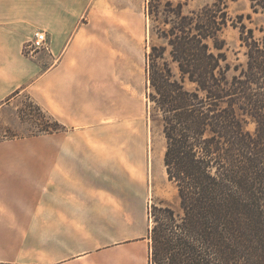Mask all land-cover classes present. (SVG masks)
<instances>
[{
    "label": "crops",
    "instance_id": "0c3cea01",
    "mask_svg": "<svg viewBox=\"0 0 264 264\" xmlns=\"http://www.w3.org/2000/svg\"><path fill=\"white\" fill-rule=\"evenodd\" d=\"M145 4L0 0V110L26 93L66 127L0 140V264H152L148 217L130 223L132 114L117 78ZM37 29L49 49L28 57ZM100 232L111 237L84 236Z\"/></svg>",
    "mask_w": 264,
    "mask_h": 264
},
{
    "label": "trees",
    "instance_id": "16d2710c",
    "mask_svg": "<svg viewBox=\"0 0 264 264\" xmlns=\"http://www.w3.org/2000/svg\"><path fill=\"white\" fill-rule=\"evenodd\" d=\"M228 1L187 13L176 3L159 36L177 71L166 46L147 54L150 117L179 202L148 210L152 264H264V26L256 36L239 15L245 60L229 63L219 38ZM249 2L264 13V0ZM160 3L149 0L150 13Z\"/></svg>",
    "mask_w": 264,
    "mask_h": 264
},
{
    "label": "rangeland",
    "instance_id": "374dc122",
    "mask_svg": "<svg viewBox=\"0 0 264 264\" xmlns=\"http://www.w3.org/2000/svg\"><path fill=\"white\" fill-rule=\"evenodd\" d=\"M165 1L167 0H161L155 12L150 13L149 0H146L145 36L142 41L132 42L131 58L130 60L126 58L124 63L122 62L117 74V78L121 79V84L125 85L124 90L128 93H126V106L132 114V119L128 123V128L132 132V204L133 208L136 205L139 206V212L136 216L131 217L130 223L134 224L135 222L136 229H141L143 224L145 226L146 223L148 224L147 211L151 206L168 203L173 208H177L179 203L176 186L167 179L163 164L165 138L161 125L150 117V105L146 96L147 54L151 51L152 45L166 46L165 55L168 62L172 69L177 71L176 64L170 60L169 46L166 45L165 39L159 36V32L171 26L173 20L171 11L175 9L177 2H183L182 10L187 13L212 0H169L172 3L169 6L164 4ZM227 10L231 19L219 32V38L224 41L222 51L226 53L227 61L233 65L245 60L243 48L239 45V30L233 24H239L240 18L238 17L242 15V22L253 27L256 36H260L258 27L264 26V13L254 12L250 7L249 0H229ZM45 33L46 45L36 51H31V40L23 44V53L26 56L34 57L38 51L49 49L50 40L47 31ZM214 51L216 50L214 49ZM65 129V125L40 108L26 93L14 97L0 110V140L16 139L24 135H43ZM138 194L139 201L135 199ZM115 231L120 232V229L116 228ZM84 236L85 238L92 236L101 240L111 237V234L100 232Z\"/></svg>",
    "mask_w": 264,
    "mask_h": 264
},
{
    "label": "built area",
    "instance_id": "2783aa9c",
    "mask_svg": "<svg viewBox=\"0 0 264 264\" xmlns=\"http://www.w3.org/2000/svg\"><path fill=\"white\" fill-rule=\"evenodd\" d=\"M31 51H36V49H39L46 44V33L44 30H36L33 34V37L30 41Z\"/></svg>",
    "mask_w": 264,
    "mask_h": 264
}]
</instances>
